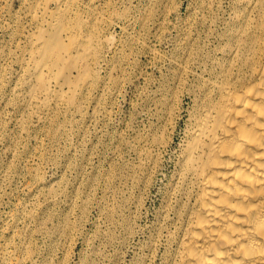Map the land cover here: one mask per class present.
Returning <instances> with one entry per match:
<instances>
[{"label":"rangeland","instance_id":"1","mask_svg":"<svg viewBox=\"0 0 264 264\" xmlns=\"http://www.w3.org/2000/svg\"><path fill=\"white\" fill-rule=\"evenodd\" d=\"M236 2L93 0L98 83L51 137L36 115L16 129L35 28L27 0H0V264L24 248V264H166L180 145L201 79L219 77Z\"/></svg>","mask_w":264,"mask_h":264},{"label":"bare ground","instance_id":"2","mask_svg":"<svg viewBox=\"0 0 264 264\" xmlns=\"http://www.w3.org/2000/svg\"><path fill=\"white\" fill-rule=\"evenodd\" d=\"M80 1L26 3L35 31L20 61L28 69L18 107L24 118L44 122L51 137L62 130H53L57 114L82 113L98 83L101 15L93 0ZM230 21L219 77L201 79L180 145L170 188L179 209L166 264H264V0H237ZM54 183L41 186L51 193ZM20 253L3 252L1 264H24L27 249Z\"/></svg>","mask_w":264,"mask_h":264}]
</instances>
